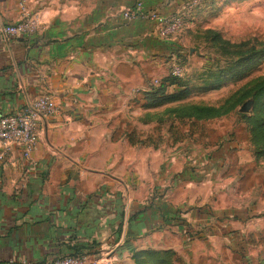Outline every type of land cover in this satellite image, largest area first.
Returning <instances> with one entry per match:
<instances>
[{"label":"crops","instance_id":"0c3cea01","mask_svg":"<svg viewBox=\"0 0 264 264\" xmlns=\"http://www.w3.org/2000/svg\"><path fill=\"white\" fill-rule=\"evenodd\" d=\"M137 1L25 0L21 10L0 0V116L43 94L56 109L39 122L31 161L15 149L0 160V264L75 253L136 264L139 252L168 262L194 246L185 232L208 222L194 210L208 200L193 193L202 184L191 169L203 161L187 162L178 144L137 142L130 128L145 112L138 92L182 42L152 21L125 20ZM140 1L171 16L186 0ZM23 18L26 33L3 34Z\"/></svg>","mask_w":264,"mask_h":264},{"label":"rangeland","instance_id":"374dc122","mask_svg":"<svg viewBox=\"0 0 264 264\" xmlns=\"http://www.w3.org/2000/svg\"><path fill=\"white\" fill-rule=\"evenodd\" d=\"M177 15L182 42L138 92L166 93L129 122L137 142L203 161L188 169L208 222L169 262L264 264V0H186Z\"/></svg>","mask_w":264,"mask_h":264},{"label":"built area","instance_id":"2783aa9c","mask_svg":"<svg viewBox=\"0 0 264 264\" xmlns=\"http://www.w3.org/2000/svg\"><path fill=\"white\" fill-rule=\"evenodd\" d=\"M21 10L24 9L25 0H19ZM125 20L136 18L154 22L161 32L171 34L177 31L182 22L177 14L171 16L160 15L155 11H146L142 1H137L133 7L123 11ZM29 21L21 19L18 22L5 26L2 32L6 36L22 35L28 31ZM56 113L52 102V96L43 94L35 97L17 111L0 116V160H3L12 150L19 151L22 159L31 161L33 153L39 141V122ZM18 264H33L20 262ZM43 264H89L84 255H65L50 259Z\"/></svg>","mask_w":264,"mask_h":264},{"label":"trees","instance_id":"16d2710c","mask_svg":"<svg viewBox=\"0 0 264 264\" xmlns=\"http://www.w3.org/2000/svg\"><path fill=\"white\" fill-rule=\"evenodd\" d=\"M166 81V80H165ZM166 93L164 85L161 84L159 85V87L157 88H152L151 91H149L148 93H144V99L146 100L147 104L143 105L146 109H149L151 106H155L152 103H155L156 106L157 104H159L160 102V97H163L164 94ZM75 255H82V254H72V256ZM71 256V255H70ZM143 256H147V258H151V260L153 261L154 264H170L169 261H165V260H160L159 258H157L156 256L153 255V253H149V252H139L136 253L135 255H133V258L136 262V264H140L141 261H139V258L143 257ZM167 256H170L169 253L167 254Z\"/></svg>","mask_w":264,"mask_h":264}]
</instances>
